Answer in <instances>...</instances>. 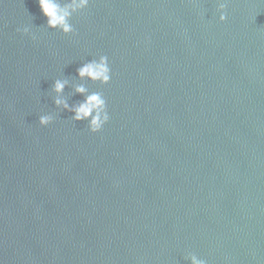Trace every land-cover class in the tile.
I'll return each mask as SVG.
<instances>
[{"label": "water", "instance_id": "obj_1", "mask_svg": "<svg viewBox=\"0 0 264 264\" xmlns=\"http://www.w3.org/2000/svg\"><path fill=\"white\" fill-rule=\"evenodd\" d=\"M226 3L90 0L64 35L0 0V264H264V0ZM56 79L103 94L100 132Z\"/></svg>", "mask_w": 264, "mask_h": 264}, {"label": "clouds", "instance_id": "obj_2", "mask_svg": "<svg viewBox=\"0 0 264 264\" xmlns=\"http://www.w3.org/2000/svg\"><path fill=\"white\" fill-rule=\"evenodd\" d=\"M37 3L42 15L46 18L49 29L58 30L64 35H74L75 30L70 20L74 13L86 9L90 0H68L67 3H61V0H37ZM226 7V0H217L220 22L227 19ZM18 31L20 30L18 29ZM22 31L27 35L30 29L24 27ZM76 72L80 80H87L101 85L108 84L112 75L108 57L105 55L83 63L76 69ZM67 83V80L62 79L54 81L52 91L55 93L54 105L57 112H69L73 122H86L91 133L100 132L110 120L107 102L103 94L99 91L90 92L83 84L78 85L75 87V92L82 95L84 99L80 103L70 106L62 96ZM54 120L55 115L53 113H44L39 116L38 123L41 127H46L52 124ZM185 259L190 260L191 264H207L206 260L191 253Z\"/></svg>", "mask_w": 264, "mask_h": 264}]
</instances>
